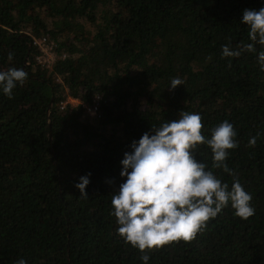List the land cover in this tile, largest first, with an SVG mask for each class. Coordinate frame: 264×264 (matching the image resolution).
Instances as JSON below:
<instances>
[{
	"label": "trees",
	"instance_id": "obj_1",
	"mask_svg": "<svg viewBox=\"0 0 264 264\" xmlns=\"http://www.w3.org/2000/svg\"><path fill=\"white\" fill-rule=\"evenodd\" d=\"M261 7L0 0V71L27 74L10 97L0 93V264H142L143 254L147 264H264V71L254 52L221 55L222 45L251 42L240 20ZM43 37L56 54L48 65L34 43ZM173 78L183 85L170 89ZM68 96L81 103L61 107ZM181 111L200 114L207 138L222 121L233 124L231 174L213 167L206 144L194 156L229 187L239 180L255 213L241 219L229 203L192 240L142 253L117 234L111 214L120 160L133 139ZM88 173L84 197L75 184Z\"/></svg>",
	"mask_w": 264,
	"mask_h": 264
},
{
	"label": "clouds",
	"instance_id": "obj_2",
	"mask_svg": "<svg viewBox=\"0 0 264 264\" xmlns=\"http://www.w3.org/2000/svg\"><path fill=\"white\" fill-rule=\"evenodd\" d=\"M240 23L248 28L249 40L238 48L222 45L223 57H238L242 52L256 53L260 71H264V7L246 8ZM26 72L9 68L0 71V93L12 95L18 83H23ZM183 85L179 78L170 81L169 88ZM199 113L181 111L179 118L144 132L133 139L130 150L120 160V176L124 178L111 198V214L116 218L117 234L125 243L140 250L160 248L174 241H190L201 231L210 218L217 216L229 203L234 215L247 219L255 213L252 195L239 180L231 187L222 183L204 162L198 161L194 150L206 144L212 152L214 168L231 174L226 160L230 149L238 146L233 124L222 121L211 129V136L202 134ZM251 137L249 145H254ZM90 173L79 177L75 187L80 195H88L86 186ZM147 264L149 256L140 257ZM17 264H27L20 258Z\"/></svg>",
	"mask_w": 264,
	"mask_h": 264
},
{
	"label": "built area",
	"instance_id": "obj_3",
	"mask_svg": "<svg viewBox=\"0 0 264 264\" xmlns=\"http://www.w3.org/2000/svg\"><path fill=\"white\" fill-rule=\"evenodd\" d=\"M34 43L38 46V49L40 50V54L37 56L39 61L46 63L48 65L56 59V54L53 50V44L49 42L45 37L35 39ZM50 57H52L51 61H50ZM61 103H62L61 107H65L68 103L71 106H74L78 104L79 101L76 98L68 96L67 99ZM97 108L98 106L96 104L86 106V109L90 114L95 113Z\"/></svg>",
	"mask_w": 264,
	"mask_h": 264
},
{
	"label": "rangeland",
	"instance_id": "obj_4",
	"mask_svg": "<svg viewBox=\"0 0 264 264\" xmlns=\"http://www.w3.org/2000/svg\"><path fill=\"white\" fill-rule=\"evenodd\" d=\"M52 60V57H50V61ZM78 101H79V103L81 102L78 98H76ZM78 103V104H79ZM78 104H76V105H78ZM76 105H74V106H76Z\"/></svg>",
	"mask_w": 264,
	"mask_h": 264
}]
</instances>
